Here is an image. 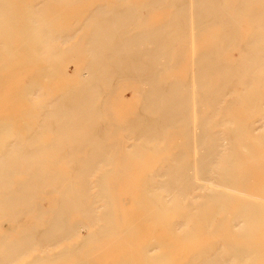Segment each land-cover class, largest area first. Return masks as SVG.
I'll list each match as a JSON object with an SVG mask.
<instances>
[{
  "label": "bare ground",
  "instance_id": "bare-ground-1",
  "mask_svg": "<svg viewBox=\"0 0 264 264\" xmlns=\"http://www.w3.org/2000/svg\"><path fill=\"white\" fill-rule=\"evenodd\" d=\"M0 264H264V0H0Z\"/></svg>",
  "mask_w": 264,
  "mask_h": 264
}]
</instances>
